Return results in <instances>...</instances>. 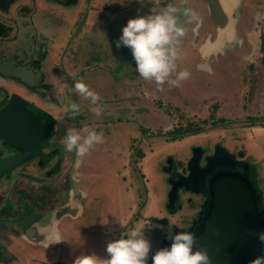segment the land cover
Here are the masks:
<instances>
[{"label":"rangeland","instance_id":"374dc122","mask_svg":"<svg viewBox=\"0 0 264 264\" xmlns=\"http://www.w3.org/2000/svg\"><path fill=\"white\" fill-rule=\"evenodd\" d=\"M255 2L264 5V0ZM253 12L249 5L246 23L237 25L234 41L221 46L222 50L214 44V52L206 56L209 61L203 55V58L198 54L193 57L194 49L198 46L201 49L204 43L199 39L189 41V32L185 30L178 38L175 68L169 76L174 78L175 72L186 69L189 75L178 85H170L167 80L157 85L140 77L130 49L122 43L117 47L115 42L119 37L113 40L112 47L119 48V56L110 70L96 62L84 70L81 76L97 94L99 102L92 104L74 91L72 103L78 105V110L64 124L73 128L72 124L80 120L82 137L92 128L102 136V141L93 144L81 160L84 161V187L98 200V207L89 206L79 231L66 222L65 257L71 264L82 253L104 258L106 243L133 227L148 240L150 253L160 239L171 236L168 228L172 224L181 226L187 222L197 209L190 200L196 204L200 196L183 193L182 208L169 212L165 208L169 190L166 169L169 164H177L179 169L190 157L193 147L209 153L221 145L249 161L254 166L264 206V66L260 49L264 11L257 15L256 22L250 18ZM109 16L112 17L99 14V34L79 46L82 61L78 64L85 63L87 57L104 59L103 48L110 44L103 31L108 32L109 27L119 31L128 19L127 15L124 18L115 15L112 21ZM122 46L126 52H120ZM92 47L94 53L89 51ZM203 62L208 63L204 65L207 68L199 67L198 63ZM120 97L124 98L123 102H129L116 105ZM95 108L99 109V115L93 111ZM189 125L199 130L171 138L173 128ZM56 139L50 147L59 145L64 150L62 140ZM159 218L162 222L156 224Z\"/></svg>","mask_w":264,"mask_h":264},{"label":"flooded vegetation","instance_id":"af4514ba","mask_svg":"<svg viewBox=\"0 0 264 264\" xmlns=\"http://www.w3.org/2000/svg\"><path fill=\"white\" fill-rule=\"evenodd\" d=\"M139 1L141 0H123V3L120 0H0V114L12 104L16 107L26 105L42 121L43 128L42 136L37 139L31 155L0 173V264H71L65 257L66 222L69 221L74 229L79 231L83 228V217L90 210L89 206L98 207V200L91 197L84 187L82 157L77 163V157L73 152H66L59 145L50 147V143L57 140L56 137L58 140L61 139V136H64L62 132L65 133L69 128L64 122L70 116L66 109L68 103L72 102L71 96L75 91L72 88L73 81L79 80L87 85L81 76L85 69L96 62L110 70L116 60L115 57L119 56L117 55L119 48L112 46L114 38L120 36L121 27L118 28L119 31L109 27L108 32L103 31L108 38V45L110 44L108 48H103L104 51L101 50L105 55L104 59L94 60L87 57V61L84 59L85 63L78 64L79 60L82 61L79 46L86 45L93 39L94 34H99L97 28L101 19L100 13L112 15L109 16V20L114 21L115 15H122V18L126 15L127 18L147 15L149 11H159L169 2L175 3L180 10L190 8L196 18L185 22L184 16L177 13L178 17L180 16L177 21L189 32V41L199 39L203 40L204 46H209L204 50L205 54L199 53V46L196 47L193 57L198 54L208 60L206 56H211L209 54L214 52L212 40L217 39L218 32L216 20L210 13L209 0ZM219 1L229 5V12L238 24L246 23L245 15L249 5L254 9L250 16L254 22L258 19L257 15L264 11V5L256 4V0ZM114 25L117 26V23ZM126 50L122 46L120 52ZM89 51L94 53V48H90ZM104 61L109 64H104ZM206 64L208 65L207 62L198 63L199 67ZM79 65L82 67L80 70ZM19 71L21 73L16 74ZM120 98L116 105H125L129 102H123L124 98ZM16 118L17 115H9L7 121L10 123L3 124V129L8 131ZM81 122L80 120L74 122L73 128L80 131ZM44 127L47 128L46 134ZM221 147L223 146L216 145L209 153H205L203 148L193 147L190 157L179 169L177 164L168 165L166 170L169 190L165 208L169 212L173 213L182 208L183 193L191 192L200 196L196 204L190 200V203L197 207L194 214L181 226L172 224L168 228L171 231L170 235L182 230L194 234L206 197L202 193L185 188L182 183L187 182V185L191 183L194 186L207 185L213 172L226 168L227 165L223 164V161L227 156ZM217 150L220 155L216 160L211 159ZM22 152L21 148L6 143L4 138L0 137V162ZM230 153L237 160L247 161ZM195 155L199 157L201 167L210 162L209 172L201 170L202 168L199 170L193 162L190 166ZM247 162L250 169L251 163ZM191 167L193 176L186 178ZM74 177L84 193L79 213L76 217L65 215L57 224L48 222L44 215L70 201ZM174 187L177 189L173 192ZM161 220L157 219L156 224H160ZM56 235L61 240L49 242ZM170 237H163L157 242V247L155 246L146 257V264H151V254L154 251L168 246ZM27 249L31 251L28 252ZM48 256H53V259Z\"/></svg>","mask_w":264,"mask_h":264},{"label":"water","instance_id":"95a60500","mask_svg":"<svg viewBox=\"0 0 264 264\" xmlns=\"http://www.w3.org/2000/svg\"><path fill=\"white\" fill-rule=\"evenodd\" d=\"M209 9L216 20L217 39L212 45L219 47L231 44L235 37V19L227 3L219 0H209ZM229 7V9H228ZM234 39H230L231 37ZM209 45V44H207ZM211 45V46H212ZM207 68V66H203ZM202 67V68H203ZM21 72H16L20 74ZM10 113V114H9ZM9 115H17L11 128L6 131L3 124ZM10 123V122H9ZM0 137L5 142L18 146L23 150L19 155L10 157L0 162V173L4 169L24 160L31 155L37 139L41 138L42 121L25 105H10L0 114ZM45 134L47 128L44 127ZM4 130V131H3ZM6 131V132H5ZM41 135V136H40ZM226 154L223 164L227 165L213 172L207 185L194 186L183 182L182 185L194 192L202 193L205 203L197 221L194 231V249L205 251L209 257V264H248V261L264 252L257 233L264 230V206L259 187L249 175L247 161L237 160L233 154L221 147ZM217 150L211 159L219 156ZM192 162L201 170H210V162L204 167L199 166V157L195 155ZM230 167L235 166V167ZM193 167L186 178L193 176ZM177 188H173V192ZM73 193L69 202L44 215L48 222L60 220L65 215L76 217L82 206L83 191L78 186V181L73 179ZM26 235H30L27 234Z\"/></svg>","mask_w":264,"mask_h":264},{"label":"clouds","instance_id":"9594fccd","mask_svg":"<svg viewBox=\"0 0 264 264\" xmlns=\"http://www.w3.org/2000/svg\"><path fill=\"white\" fill-rule=\"evenodd\" d=\"M120 2L123 3V0ZM177 12L176 4L169 2L159 11L129 17L122 25L119 39L115 42L117 47L122 43L130 49L136 73L157 85L166 80L170 85H178L189 75L186 69H181L175 72L174 78H169L175 68L178 38L185 33L184 26L177 21ZM180 14L189 20L196 18L195 13L187 7L181 9ZM72 88L78 95L88 98L90 103H97V94L84 82L74 80ZM77 110V104L68 103L66 111L70 115H74ZM93 111L99 115L98 108ZM101 141L100 132L94 128L87 129L86 134L81 137L79 131L69 127L62 138L64 150L75 151L77 163L93 144ZM194 239L191 231L175 232L171 235L168 246L161 247L151 254V264H209L207 253L193 248ZM257 239L264 248V230L257 233ZM60 240L56 235L49 242ZM104 250L106 253L104 258L94 253H82L72 260V264H146L149 242L140 230L133 227L125 230L117 238L109 240ZM248 264H264V252L251 258Z\"/></svg>","mask_w":264,"mask_h":264},{"label":"trees","instance_id":"16d2710c","mask_svg":"<svg viewBox=\"0 0 264 264\" xmlns=\"http://www.w3.org/2000/svg\"><path fill=\"white\" fill-rule=\"evenodd\" d=\"M260 49H261V52L263 53L262 54V57H261V61L263 63V66H264V34H261V42H260ZM263 72H264V68H263ZM199 128L196 127V126H193V125H189L187 127H180V126H177L175 128H173L170 133L174 134L171 138L172 139H177V138H180L182 135H185L186 133H194L196 131H198ZM250 175L252 176V178L254 179L255 183L257 184L258 186V182L256 180V176H255V171H254V166L250 165ZM259 191H260V188H259ZM261 193V191H260ZM261 198H262V194H261Z\"/></svg>","mask_w":264,"mask_h":264},{"label":"crops","instance_id":"0c3cea01","mask_svg":"<svg viewBox=\"0 0 264 264\" xmlns=\"http://www.w3.org/2000/svg\"><path fill=\"white\" fill-rule=\"evenodd\" d=\"M141 1L144 2V0H141ZM141 1H139V2H141ZM142 5H143V4H142ZM178 8H179V7H178ZM250 8H251V7H250ZM181 9H182V8H181ZM253 10H254V9H253ZM177 13H180V8L178 9V12H177ZM179 15H180V14H179ZM179 17H180V16H179ZM179 17H178V15H177V19H178ZM181 17H182V16H181ZM182 19H183V18H182ZM184 19H185V20H184L185 22L189 21V19L186 18V17H184ZM183 23H184V22H183ZM237 25H238V23L235 24V32H236L235 35H236V36H237V32H238ZM234 37H235V36L231 37L230 39H234ZM178 47H179V46H178ZM208 47H209V46H204V45H203V47H201V49L199 48V53L201 52V54H205L204 50H205V49L207 50ZM67 244H68V238H67V235H66V245H67Z\"/></svg>","mask_w":264,"mask_h":264}]
</instances>
